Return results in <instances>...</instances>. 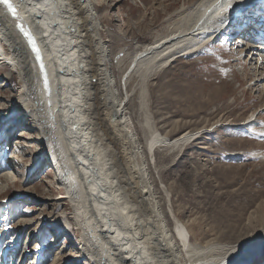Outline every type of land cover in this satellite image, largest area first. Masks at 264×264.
I'll return each instance as SVG.
<instances>
[{"label": "bare ground", "instance_id": "6f19581e", "mask_svg": "<svg viewBox=\"0 0 264 264\" xmlns=\"http://www.w3.org/2000/svg\"><path fill=\"white\" fill-rule=\"evenodd\" d=\"M9 2L16 9L15 16L0 3V65L10 68L6 80L12 74L18 77L19 92L5 107L22 115L19 126L26 124L28 131H35L38 151L54 171L48 193L64 191L50 196L54 204L48 216L65 223L55 235L72 239L78 234L79 241L73 245L81 256L76 260L89 264H242L259 258L264 230L238 245L194 247L178 224L173 230L165 226L139 140L128 129V97L121 100L117 88L120 84L125 92L136 75L146 80L226 31L238 37L234 53L240 49L252 65L257 56L264 68V0H199L177 8L167 16L166 34L141 46L120 80L108 69L111 63L99 2ZM19 20L36 41L43 68L17 24ZM249 25L255 37L245 32ZM245 38L263 45H250ZM257 73L252 88L262 93L259 98L264 103V74L258 78ZM261 108L249 119H257L264 105ZM200 134L186 132L176 139L154 134L144 153L153 163L159 146H179ZM12 162L8 161L7 169L20 164L15 154ZM0 177L10 185L17 181L10 173ZM3 185L0 197L8 191ZM67 206L72 208V218Z\"/></svg>", "mask_w": 264, "mask_h": 264}, {"label": "rangeland", "instance_id": "374dc122", "mask_svg": "<svg viewBox=\"0 0 264 264\" xmlns=\"http://www.w3.org/2000/svg\"><path fill=\"white\" fill-rule=\"evenodd\" d=\"M95 1L101 4L108 69L120 80L134 53L166 34L167 16L199 0ZM250 29L245 32L255 37ZM236 39L226 31L146 80L136 75L125 92L117 88L121 100L128 97V129L139 140L162 220L169 230L178 224L194 247L238 245L264 230V112L249 119L264 105L262 93L252 88L256 71L260 78L264 68L257 56L252 65L240 49L232 51ZM8 72L0 65V176L10 173L17 181L0 180L8 189L0 197V264H89L76 260V231L72 239L54 234L65 223L48 216L50 196L64 191L48 193L54 171L38 151L35 131L19 126L22 115L5 107L19 92L16 75L4 78ZM196 131L202 134L191 142L159 146L153 163L144 153L154 134L176 139ZM14 154L20 164L7 169ZM66 212L72 218V208ZM258 256L242 264H264V244Z\"/></svg>", "mask_w": 264, "mask_h": 264}, {"label": "snow or ice", "instance_id": "6c2138e0", "mask_svg": "<svg viewBox=\"0 0 264 264\" xmlns=\"http://www.w3.org/2000/svg\"><path fill=\"white\" fill-rule=\"evenodd\" d=\"M0 3L7 6V8L12 12V14L15 16L16 9L12 6V4L9 2V0H0ZM20 29L22 32H24V35L27 36L29 43L32 46V50L36 53L37 59L40 58V50L36 45V41L33 39V37L26 31H24L23 25L20 26ZM41 68H43V64H41Z\"/></svg>", "mask_w": 264, "mask_h": 264}, {"label": "water", "instance_id": "95a60500", "mask_svg": "<svg viewBox=\"0 0 264 264\" xmlns=\"http://www.w3.org/2000/svg\"><path fill=\"white\" fill-rule=\"evenodd\" d=\"M17 24L19 25V26H21L22 25V23L20 22V20L19 21H17ZM26 31V30H25ZM26 32H28V31H26ZM29 33V32H28ZM32 36V35H31ZM32 47V46H31ZM38 47V46H37ZM39 60V63H40V65L41 64H43L42 62H41V55H40V58L38 59Z\"/></svg>", "mask_w": 264, "mask_h": 264}]
</instances>
